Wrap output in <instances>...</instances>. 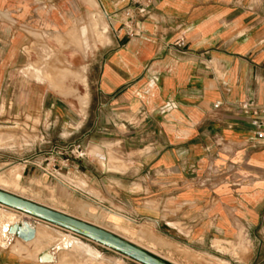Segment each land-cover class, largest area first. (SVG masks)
<instances>
[{"label":"crops","instance_id":"1","mask_svg":"<svg viewBox=\"0 0 264 264\" xmlns=\"http://www.w3.org/2000/svg\"><path fill=\"white\" fill-rule=\"evenodd\" d=\"M128 4L96 0L110 35L81 109L52 99L54 129L91 138L95 124L100 201L228 264H264V139L237 108L264 99V0H154L134 35Z\"/></svg>","mask_w":264,"mask_h":264},{"label":"rangeland","instance_id":"2","mask_svg":"<svg viewBox=\"0 0 264 264\" xmlns=\"http://www.w3.org/2000/svg\"><path fill=\"white\" fill-rule=\"evenodd\" d=\"M96 8V0H9L3 12L7 40L0 46V176L12 180L18 170L20 188H0L106 229L174 264H228L100 201L102 192L90 181L99 173L93 122L84 128L91 138L66 139L54 129L52 99L81 109L88 65L108 41L109 27ZM84 159L89 163L75 168ZM26 223L35 230L29 241L17 236ZM39 233L47 236L44 241H38ZM0 264L142 263L0 203Z\"/></svg>","mask_w":264,"mask_h":264},{"label":"water","instance_id":"3","mask_svg":"<svg viewBox=\"0 0 264 264\" xmlns=\"http://www.w3.org/2000/svg\"><path fill=\"white\" fill-rule=\"evenodd\" d=\"M0 203L86 236L128 255L142 264H174L108 230L2 189H0ZM25 228L26 230L23 227L19 228L17 236L23 241L32 240L35 237V230L27 223Z\"/></svg>","mask_w":264,"mask_h":264},{"label":"built area","instance_id":"4","mask_svg":"<svg viewBox=\"0 0 264 264\" xmlns=\"http://www.w3.org/2000/svg\"><path fill=\"white\" fill-rule=\"evenodd\" d=\"M153 4L154 0H129V4L123 12L125 17L124 26L129 35L138 32L135 27L141 19L151 16ZM175 45L184 47L186 45L185 38H178ZM218 106H220V103L216 104V107ZM237 108L240 113L249 116L258 138L264 139V99L261 104L253 99L243 100L237 104ZM228 172H231V170Z\"/></svg>","mask_w":264,"mask_h":264},{"label":"bare ground","instance_id":"5","mask_svg":"<svg viewBox=\"0 0 264 264\" xmlns=\"http://www.w3.org/2000/svg\"><path fill=\"white\" fill-rule=\"evenodd\" d=\"M81 104H82V102H80ZM99 150V149H98ZM15 170H16V168H15ZM10 171V170H9ZM16 173H14V176H13V178H12V180H4L1 176H0V184L2 185V184H5V185H9V186H12V187H14V189L16 188V189H19L20 188V186H19V183H18V179H19V177H20V172L18 171V170H16L15 171ZM10 174V173H9ZM13 174V173H12ZM77 180H78V178H76ZM80 179V178H79ZM84 180V179H83ZM79 181V180H78ZM82 181V180H81ZM85 182V181H84ZM77 183V182H76ZM78 184H79V182H78ZM81 184V183H80ZM5 187V186H4ZM7 187V186H6ZM9 188V187H8ZM23 188V187H22ZM0 189H2V188H0ZM25 189V188H24ZM24 189H22V190H24ZM2 190H7V189H2ZM7 192H9V191H7ZM23 197V196H22ZM4 205V204H3ZM21 212V211H20ZM22 214H24V215H29V214H26V213H24V212H21ZM31 216V215H30ZM33 217V216H32ZM34 218V217H33ZM53 224V223H52ZM56 225V224H55ZM18 230H19V228H18ZM18 230H17V232H18ZM69 230V229H68ZM106 230V229H105ZM70 231H72V230H70ZM73 232V231H72ZM114 234V233H113ZM39 235H40V237H39V242H41V241H44V239H45V237H47L44 233H39ZM116 235V234H115ZM118 236V235H117ZM121 238H122V236H121ZM127 240V239H126ZM128 241H130V240H128ZM130 242H132V241H130ZM135 244V243H134ZM73 245V244H72ZM136 245H138V246H140L139 244H136ZM141 247V246H140ZM143 248V247H142ZM146 250H148L149 251V249H146ZM77 251H78V249H77ZM151 252V251H150ZM152 253H154V252H152ZM154 254H156V253H154ZM80 256V255H79ZM160 256V255H159ZM162 258H164V257H162ZM165 259V258H164ZM167 260V259H166Z\"/></svg>","mask_w":264,"mask_h":264}]
</instances>
